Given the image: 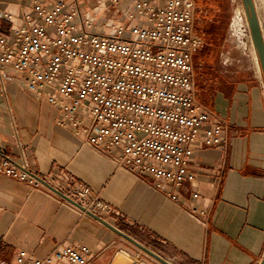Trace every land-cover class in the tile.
<instances>
[{
  "label": "crops",
  "instance_id": "obj_1",
  "mask_svg": "<svg viewBox=\"0 0 264 264\" xmlns=\"http://www.w3.org/2000/svg\"><path fill=\"white\" fill-rule=\"evenodd\" d=\"M30 1L0 0V10L13 13L18 24ZM195 1L196 31L206 42L195 55L199 98L225 118L227 140L198 147L189 166L195 178L179 189L178 203L58 124L59 109L29 92L19 74L5 75L0 146L11 159H26L43 185L0 176V264H15L21 248L42 258L60 245L88 246L87 264H165L104 221L173 264L262 261L264 77L252 53L248 63L227 49L233 0ZM120 3L124 10L134 6V0ZM99 16L121 17L112 10ZM79 185L111 203L115 215L106 220L56 192Z\"/></svg>",
  "mask_w": 264,
  "mask_h": 264
},
{
  "label": "built area",
  "instance_id": "obj_2",
  "mask_svg": "<svg viewBox=\"0 0 264 264\" xmlns=\"http://www.w3.org/2000/svg\"><path fill=\"white\" fill-rule=\"evenodd\" d=\"M22 10L18 24L0 10V88L6 74H19L59 109L58 124L180 202L198 147L227 140V121L199 98L195 55L206 42L196 1L134 0L124 10L120 0H31ZM106 10L121 17L101 18ZM1 175L43 185L26 159L0 146ZM59 191L106 220L115 215L88 185ZM92 255L86 245H60L42 258L21 248L15 264H87Z\"/></svg>",
  "mask_w": 264,
  "mask_h": 264
},
{
  "label": "water",
  "instance_id": "obj_3",
  "mask_svg": "<svg viewBox=\"0 0 264 264\" xmlns=\"http://www.w3.org/2000/svg\"><path fill=\"white\" fill-rule=\"evenodd\" d=\"M242 2H243V5L245 7L246 17H247L249 27H250V31H251V35H252V38H253V41L255 44L256 53L258 55V59H259V63H260V69H261V72H262L263 77H264V33H263L261 20L259 18L258 12H257L255 0H242ZM56 192L59 195H61L62 197H64L65 199H67L68 201H70L71 203H73L74 205H76L77 207H79L80 209H82L86 212H90L89 210H86L83 206L76 203L74 200L67 197L65 194H63L59 190H56ZM104 222L107 223L116 232H118L119 234L130 239L136 245L143 248L144 250H146L148 253H150L151 255H153L154 257H156L157 259H159L163 263L173 264L172 262L167 261L166 259H164L160 255H158V254L154 253L153 251H151L150 249L146 248L145 246H143L141 243H139L138 241H136L132 237L128 236L127 234L123 233L119 229L115 228L114 226H112L108 222H106V221H104ZM259 264H264V258L262 259V261Z\"/></svg>",
  "mask_w": 264,
  "mask_h": 264
},
{
  "label": "bare ground",
  "instance_id": "obj_4",
  "mask_svg": "<svg viewBox=\"0 0 264 264\" xmlns=\"http://www.w3.org/2000/svg\"><path fill=\"white\" fill-rule=\"evenodd\" d=\"M255 3H256V7H257V4H258L257 0H255ZM247 25H249V23H248V20L246 18L245 7L243 4H240L236 9V12H235V15L233 18V23L231 26V34H232L233 40L236 43H238V46L241 47L242 55H247V52L252 53V55H253L252 57H253V61L255 63V66L259 71H261L260 63H259L258 55L256 53L255 44H254L252 35L248 34L249 38L247 39V41L241 40V37L246 35L244 33V28ZM236 46H237V44H236ZM133 264H145V263L141 262V261H137V262H134Z\"/></svg>",
  "mask_w": 264,
  "mask_h": 264
},
{
  "label": "rangeland",
  "instance_id": "obj_5",
  "mask_svg": "<svg viewBox=\"0 0 264 264\" xmlns=\"http://www.w3.org/2000/svg\"><path fill=\"white\" fill-rule=\"evenodd\" d=\"M243 4L242 0H233V2L230 4V7H229V10H230V18H231V25L232 26V23H233V18H234V15H235V12H236V9L237 7L240 5V4ZM257 12H258V15H259V18L261 20V24H262V28H263V33H264V0H257ZM102 15H104V13H102ZM141 17L138 16L136 21L133 22V24H137L138 20L140 19ZM247 18V17H246ZM109 31V30H107ZM244 33L246 34L245 36L241 37V40H245L247 41V39L249 38L248 37V34H251V31H250V27H245L244 28ZM231 40V41H230ZM237 44V46H236ZM239 48V49H238ZM227 49L228 50H231V49H235L237 50L236 54L237 55H240V58L242 57L243 61H246L248 63H250V59L248 58V56L246 55H242V52H241V47L238 46V43H236L234 40H233V37H232V34H231V27H230V36H229V41L227 43ZM248 53V52H247ZM239 57V56H238ZM244 57V58H243ZM253 61V60H252ZM197 64H198V61H196ZM198 71V69H197ZM198 82V81H197ZM199 89V88H198Z\"/></svg>",
  "mask_w": 264,
  "mask_h": 264
}]
</instances>
